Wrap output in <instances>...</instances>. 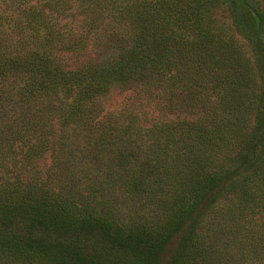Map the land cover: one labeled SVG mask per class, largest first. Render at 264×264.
I'll use <instances>...</instances> for the list:
<instances>
[{
  "label": "trees",
  "instance_id": "1",
  "mask_svg": "<svg viewBox=\"0 0 264 264\" xmlns=\"http://www.w3.org/2000/svg\"><path fill=\"white\" fill-rule=\"evenodd\" d=\"M17 93L92 171L26 179L54 126L0 131V264H164L177 237L167 264H264V0H0V106Z\"/></svg>",
  "mask_w": 264,
  "mask_h": 264
},
{
  "label": "rangeland",
  "instance_id": "2",
  "mask_svg": "<svg viewBox=\"0 0 264 264\" xmlns=\"http://www.w3.org/2000/svg\"><path fill=\"white\" fill-rule=\"evenodd\" d=\"M89 62H97V60L93 56H78L77 59L73 60L71 67L78 68ZM130 89L131 88H124L121 85H112L108 94L103 98L105 113L110 115L119 114L125 108L127 101L131 98L132 90ZM14 96L15 100L9 99L4 101L3 105L0 106V131L3 136L9 134L10 131L16 133L19 131L21 132L22 130V132H25V126L29 127L27 125L29 120L35 122L37 119H41V117L49 123L48 128L50 125L54 126L57 134L56 136L54 134L55 145L53 151H49L44 153L41 157H34L30 161L25 162H21L25 157L20 154V160L17 163V166L25 170L26 179L39 177L44 185H56L60 183L63 184V182L66 181L69 182L77 173H80V175L83 176L86 170L92 171V168L89 166L82 167L80 170L79 166H77L79 163L78 161L81 160L80 157L86 155L87 150L85 149V146L82 145V141H76L72 127H65L66 125L64 124L63 119L60 117L59 119H55V115L52 112L48 113V115L43 114L44 110L42 105H28L25 101L21 100L22 98L20 99L18 93L14 94ZM188 119L192 120L193 117H188ZM61 138H64L65 141H67V146L62 149L61 147L66 143H60V141H62ZM32 141L34 140L32 139ZM28 144V141L25 143V141L22 140L21 145H24L25 147L19 148L16 146L15 149L18 151L23 149V153H25L28 150V147H26ZM82 149H85L83 155H81ZM72 150H74V152H72ZM8 154L10 156V153ZM9 174H12V171H10ZM114 195L116 198L114 200L117 202L124 215H128L131 211L133 212L136 209L138 210L136 204L133 202L131 204L121 190L114 191ZM177 242L178 237L171 242L169 251L164 257V264L168 263L171 251L175 248Z\"/></svg>",
  "mask_w": 264,
  "mask_h": 264
}]
</instances>
